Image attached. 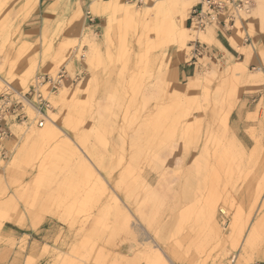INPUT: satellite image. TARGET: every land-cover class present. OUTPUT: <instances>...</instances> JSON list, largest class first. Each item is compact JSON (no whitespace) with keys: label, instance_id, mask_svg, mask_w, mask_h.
<instances>
[{"label":"rangeland","instance_id":"obj_1","mask_svg":"<svg viewBox=\"0 0 264 264\" xmlns=\"http://www.w3.org/2000/svg\"><path fill=\"white\" fill-rule=\"evenodd\" d=\"M121 1L152 8L142 19H122L120 28L116 19L124 15L117 13L106 32L109 17L96 15L88 0L83 11L77 6L40 31H25L19 20L36 0H25L17 17L0 0V93L24 92L37 75L64 69L47 120L75 151L23 147L29 131L46 124H35L30 107L29 123H8L11 154L0 161V264H152V257L162 264H264V225L253 228L264 214V0H248L228 30L193 27L214 32V40L182 47L167 37L163 19L174 11L164 0ZM164 9L170 16L163 14L162 24ZM93 17L101 19L96 31L88 27ZM240 28L243 45L236 49L227 38ZM180 65L195 81L176 78ZM245 75L260 81L246 84ZM186 105L189 113L180 109ZM216 105L225 108L222 114L214 113ZM227 107L226 133L219 115ZM227 135L242 148H228ZM234 218L245 220L233 230ZM248 232H256L255 250L244 241Z\"/></svg>","mask_w":264,"mask_h":264},{"label":"bare ground","instance_id":"obj_2","mask_svg":"<svg viewBox=\"0 0 264 264\" xmlns=\"http://www.w3.org/2000/svg\"><path fill=\"white\" fill-rule=\"evenodd\" d=\"M32 1V0H31ZM196 1L197 0H167V2H165V0H164V4H169L173 9V15H171V17L169 18V16H170V13H165L166 11H165V9H166V6H165V9L163 10L164 12H162L161 11V14H162V17H161V15H160V17H161V21H162V18H164L163 17V14L165 15V18H166V16L169 14V16H168V18L170 19L169 21H165L166 19H163L164 20V22H168L167 23V26L165 27L166 28V32H167V37H169L170 39H171V43L172 44H175V45H178L179 47H182L185 43H186V41L187 40H195V39H200V40H202V41H204V42H207L208 41V39H210V38H213V40H214V32H211V31H207V32H202V31H200V33L199 32H197V30H193V27H191V28H189L188 26H186V19H187V17H188V12H189V9L196 3ZM26 3V2H25ZM160 3V2H159ZM91 6H92V8L95 10V13H96V15H101L102 17H109L108 18V22H107V29L105 28V30H106V32H108L109 31V28H110V24H111V22L113 21V19L115 20L116 19V17H114L115 15H117V13H122L124 16V18H117L116 20H117V22H118V27L120 28V27H122L123 26V20L122 19H125V20H129L130 19V21H131V19H134V20H136V19H138L139 20V18H141L142 19V17L144 16V15H146V13L147 14H149V12L148 11H151L150 10V8H152V7H147V8H134L132 5H127L126 6V4L125 3H123L121 0H91ZM161 4H162V2H161ZM160 4V6H163V4L161 5ZM166 4V5H167ZM154 6H156V5H154ZM160 6H158L157 8H155V9H157L156 10V12L159 10V8H160ZM168 6V5H167ZM164 7V6H163ZM148 8H149V10H148ZM161 10H162V8H161ZM169 12H170V10H169ZM242 13V12H241ZM156 14V13H155ZM158 15H159V12L157 13ZM157 15V16H158ZM152 16V15H151ZM155 16V15H154ZM245 16V15H244ZM150 17V16H149ZM159 17V16H158ZM157 17V18H158ZM157 18H155V19H157ZM262 18V17H261ZM145 18H143V21H145L144 20ZM263 19V18H262ZM158 20H159V18H158ZM168 20V19H167ZM142 21V20H141ZM155 21H157V20H155ZM160 21V22H161ZM154 22V21H153ZM163 21H162V24L164 23ZM239 22H240V20H239ZM239 22H236V24H238ZM155 23V22H154ZM166 24V23H165ZM164 24V25H165ZM235 24V25H236ZM240 25H241V22L239 23ZM105 25V24H104ZM155 26H159V25H155ZM163 26V25H162ZM148 27V26H147ZM156 28V27H155ZM160 28H164V26L163 27H160ZM239 28V27H238ZM243 28V27H242ZM242 28H240V29H238L239 31H235L234 30V32H232L230 35H229V37L227 38L228 39V42H229V44H230V46H232V47H234V48H236V49H241V46L243 45H241V41H240V32H242V31H240ZM259 29H260V31H262V32H264V20H262L261 22H260V24H259ZM165 30V29H164ZM227 37V36H226ZM208 43V42H207ZM214 43H217L218 45H220L223 49H225L226 50V48H225V46L219 41V40H217L216 39V41L214 42ZM244 50V49H243ZM240 63V62H239ZM232 65H234V64H232ZM236 66V65H235ZM238 68V67H237ZM228 69V68H227ZM230 69V68H229ZM234 70V69H233ZM233 70H231V71H233ZM244 70V69H243ZM227 71V70H226ZM230 71V72H231ZM237 71V70H236ZM232 73V75H234L235 73H234V71L233 72H231ZM251 73V72H250ZM249 73V74H250ZM239 74V73H238ZM238 74H235V76L236 75H238ZM229 75V74H228ZM235 78V77H234ZM244 82L246 83V84H249V85H253V83L256 81V80H254L251 76L249 77V75H245L244 76ZM190 80H191V82L192 81H195L194 80V77H190ZM238 80V79H237ZM236 80V81H237ZM228 81V80H227ZM235 81V80H234ZM234 81H232L233 82V84H234ZM257 81H260L259 79L257 80ZM256 81V82H257ZM229 82V81H228ZM238 82V81H237ZM235 86H237V84L235 85ZM229 87V86H228ZM233 91V90H232ZM231 92V91H230ZM60 94H61V98L60 99H62V97H63V95H65V89H63L62 91H60ZM59 94V95H60ZM232 94V93H231ZM234 96V95H233ZM237 96V95H236ZM60 97V96H59ZM216 97V96H215ZM232 97V96H231ZM218 98V97H217ZM233 98V97H232ZM171 98H169V101L171 102V103H182V101H179V98H178V100H177V98L176 99H171ZM214 100V99H213ZM227 104V103H226ZM31 108V107H30ZM189 108H190V105L189 106H187L186 105V107H181L180 109H183L184 111H187L188 113L191 111V109L189 110ZM216 108H217V105H216V107H215V109H214V113L216 114V112H218L217 110H216ZM220 108V107H219ZM32 109V108H31ZM205 109V108H204ZM218 109V108H217ZM225 109V108H224ZM224 109H218L219 110V112H218V114H222V112H221V110H224ZM228 109V110H227ZM230 109L231 108H229V107H227L226 108V110L227 111H225L224 113H223V118H221V115H219L218 117H219V120L221 119V122L222 121H224L223 122V124H225L226 125V123H227V120H228V118H229V114H230ZM33 110V109H32ZM199 110V109H198ZM216 110V111H215ZM232 110V109H231ZM49 111V110H48ZM48 111H47V113H48ZM33 112H34V110H33ZM221 112V113H220ZM36 113L34 112V115H35ZM47 118H48V114H47V116L45 117V120H44V122H43V124H42V126L45 124V126H38L37 124H36V122H35V124L38 126V127H42V128H40V129H38V130H34L35 128H32V130H30L29 131V133L27 134V137H26V139H25V141H24V143H23V147L25 146V145H27V144H39L41 147H42V152L41 153H43L44 151H46L49 147L51 148V146L54 148V150H56V149H59V150H62V151H71V146H70V144H68L66 141H64V142H61L60 141V139H59V133L57 132V128H55L56 127V125H55V123H54V121L52 120V119H48L47 120ZM47 120V121H46ZM46 121V122H45ZM185 123V122H184ZM188 123V122H187ZM197 123V122H196ZM171 124H173V123H171ZM176 124V123H175ZM174 124V125H175ZM192 124V123H191ZM166 125H167V123H166ZM174 125H172V126H174ZM197 125V124H196ZM221 125V124H220ZM169 126V125H168ZM183 126V125H182ZM223 126V125H222ZM155 127H157V126H155ZM194 127H196V126H194ZM225 127H227V125L226 126H224L223 128L225 129ZM163 128V127H162ZM173 128V127H172ZM175 128V127H174ZM186 129V130H185ZM188 128L185 126V128H184V130L185 131H188L189 132V130H187ZM190 129V128H189ZM193 129V128H192ZM161 130V129H160ZM183 130V129H182ZM226 130V129H225ZM162 132V131H161ZM192 132V131H191ZM197 132H198V130H197ZM210 132V131H209ZM226 133H227V130H226ZM162 134H163V132H162ZM170 134V133H169ZM174 134H176V133H174ZM199 134V133H198ZM217 135V134H216ZM224 135V134H223ZM159 136V135H158ZM158 136H156V137H158ZM170 136V135H169ZM192 136H193V134H192ZM227 136H228V138H227ZM226 136V138H225V141L227 140V145H228V148H231V149H233V148H235L236 149V147H240V148H242V143L239 141V140H237V139H235L234 137L233 138H230L229 137V135H227ZM233 136V135H232ZM155 137V138H156ZM160 137V139H161V136H159ZM166 137H168V135L166 136H163L162 138H166ZM173 137H175V136H173ZM154 138V137H153ZM169 138V137H168ZM176 138V137H175ZM189 138V137H188ZM187 138V139H188ZM173 139V138H172ZM195 139V138H194ZM149 140H152L151 138H149ZM156 140H157V138H156ZM196 140V139H195ZM152 141H154V140H152ZM159 141H161V140H159ZM163 141V140H162ZM187 142V141H186ZM190 142V141H189ZM191 143V142H190ZM149 144V143H148ZM152 144V143H151ZM150 144V145H151ZM153 144H154V142H153ZM156 144V143H155ZM158 144V143H157ZM195 144V143H194ZM223 144V143H222ZM152 146V145H151ZM150 147V146H149ZM195 147V146H194ZM56 148V149H55ZM220 149V148H219ZM255 149V148H254ZM257 149V148H256ZM194 150H196V149H194ZM56 151H58V150H56ZM65 151H64V153H65ZM240 151V150H239ZM252 151V150H251ZM250 151V152H251ZM55 152V151H54ZM71 152H75L74 150H72ZM243 152H245V151H243ZM243 152H242V154H243ZM252 152H254V151H252ZM251 152V153H252ZM225 153V152H224ZM223 153V154H224ZM227 153V152H226ZM234 153V152H233ZM235 154V153H234ZM255 154V153H254ZM74 155H76V154H74ZM222 155V154H221ZM255 155H257V153L255 154ZM222 156H224V155H222ZM228 156V155H227ZM76 157V156H75ZM74 157V158H75ZM189 157V156H188ZM197 157V156H196ZM242 157H243V155H242ZM204 158V157H203ZM16 158H14V160H15ZM218 159V158H217ZM80 160V159H79ZM197 160H198V158H197ZM223 160V159H222ZM226 160H228V159H226ZM200 161V160H199ZM218 161V160H217ZM194 162V161H193ZM223 162V161H222ZM222 162H221V164H222ZM202 163V162H201ZM176 164V163H175ZM179 165L180 164H177V168L179 167ZM193 165V164H192ZM89 166V165H88ZM189 166V165H188ZM187 166V167H188ZM255 166V165H254ZM191 167V166H190ZM193 167H194V165H193ZM181 169H182V167H180ZM180 169L178 168V171H179ZM183 170V169H182ZM192 170H193V168L191 167V171H190V173L192 172ZM89 171V170H88ZM177 171V170H176ZM187 171H188V169H187ZM256 171V170H255ZM189 172V171H188ZM181 173V172H180ZM184 174H186L185 172H184ZM183 174V175H184ZM262 175V174H261ZM260 175V176H261ZM186 176V175H185ZM262 180V179H261ZM260 182V181H259ZM147 184V183H146ZM146 186V185H145ZM101 189L102 190H105V187H103V186H101ZM263 193V192H262ZM227 196H229V195H227ZM226 196V197H227ZM255 197V196H254ZM222 198V197H221ZM224 198V197H223ZM227 199V198H226ZM226 201V200H225ZM230 201V200H229ZM226 202H228V201H226ZM249 202V201H248ZM253 202V201H252ZM214 203V202H213ZM222 204H223V202H222ZM207 205V204H206ZM216 205V204H215ZM214 205V206H215ZM250 205H251V203H250ZM261 205V204H260ZM211 206V205H210ZM67 207V206H66ZM207 207V206H206ZM205 207V208H206ZM236 207V206H235ZM209 208V207H208ZM207 208V209H208ZM249 208V207H248ZM214 209L215 208H211V211L209 212V217H210V219L212 220V221H214L213 220V216L215 215L214 214ZM225 209V208H224ZM204 210V209H203ZM209 210H210V208H209ZM238 211H239V213H240V210L239 209H237ZM237 210H235V211H237ZM207 211V210H206ZM224 211L225 210H223V209H221V213L223 212L224 213ZM50 212H52V211H50ZM55 212V211H54ZM202 212H204V211H202ZM242 212V211H241ZM253 213V212H252ZM237 214V213H236ZM235 214V215H236ZM241 214V213H240ZM55 215V214H54ZM233 216H234V214H233ZM241 216H242V214H241ZM244 216V215H243ZM248 216V215H247ZM246 216V217H247ZM60 217V216H59ZM234 217H236V216H234ZM237 217H238V214H237ZM246 217H244L245 219H246ZM239 218V217H238ZM238 218L237 219H235L234 218V221H232L233 222V225H232V229L234 230V228H235V226H236V222H237V220H238ZM244 218H240V220H242L243 221V219ZM244 219V220H245ZM250 219V218H249ZM240 220H238V222L240 221ZM241 221V222H242ZM246 223V222H245ZM255 223V225H254V230H256L255 228H258L259 227V225H261V226H263L264 225V214L262 215V217L257 221V222H254ZM238 225H241L240 223H238ZM231 226V225H230ZM246 226V225H245ZM214 227V226H213ZM242 227V226H241ZM249 229H250V227H249ZM253 230V231H254ZM245 231V230H244ZM228 232H230V231H228ZM236 232H239L238 230L236 231ZM235 232V234H237ZM245 233V232H244ZM249 233V232H248ZM255 233L256 232H252L251 234H250V236L248 235V237H247V235L246 236H243L244 237V241L246 242V244L248 243L249 244V246L251 247V244H252V242H253V240L256 238H254V236H255ZM234 234V233H233ZM243 234V233H242ZM228 235V234H227ZM226 235V236H227ZM241 234H239V236H240ZM229 236H230V234H229ZM233 236H235V235H233ZM237 236V235H236ZM258 236V235H257ZM227 238V237H226ZM234 239H236L235 237H233ZM259 238V237H258ZM258 238H257V240H258ZM222 239H224V238H222ZM231 239V238H230ZM233 239V240H234ZM257 240H256V243H257V245H258V243L259 242H257ZM225 241V240H224ZM228 241V240H227ZM227 241H226V243H227ZM230 241H232V240H230ZM238 241V240H237ZM259 241H260V239H259ZM223 242V241H222ZM224 243V242H223ZM239 243V241L237 242V244ZM234 244V243H233ZM240 244V243H239ZM247 244V245H248ZM241 245H242V243H241ZM241 245H237V246H241ZM234 247V246H233ZM254 247L255 246H253V247H251V248H253V249H251V250H255L254 249ZM238 248H240V247H238ZM246 248V247H245ZM257 248V247H256ZM233 249V248H232ZM241 249V248H240ZM248 249V248H247ZM263 249V248H262ZM245 251V250H244ZM243 253V252H242ZM241 253V254H242ZM251 253V252H250ZM246 254V253H245ZM248 255H250L249 253H248ZM233 260V259H232ZM150 261H151V263L152 264H162L161 263V261H157V258H155L154 257V259H153V257H152V259H150Z\"/></svg>","mask_w":264,"mask_h":264},{"label":"built area","instance_id":"obj_3","mask_svg":"<svg viewBox=\"0 0 264 264\" xmlns=\"http://www.w3.org/2000/svg\"><path fill=\"white\" fill-rule=\"evenodd\" d=\"M249 4L248 0H198L191 7L188 20L190 26L196 29H204L206 26L215 24L228 30L236 14ZM65 77L64 69L55 76L37 75L34 83L24 92H14L7 87L0 93V161H5L11 154L6 147V142L12 135L8 123H29L30 118L25 108L31 107L36 113L32 120L38 126H42L47 111L51 108L49 97L58 90Z\"/></svg>","mask_w":264,"mask_h":264},{"label":"crops","instance_id":"obj_4","mask_svg":"<svg viewBox=\"0 0 264 264\" xmlns=\"http://www.w3.org/2000/svg\"><path fill=\"white\" fill-rule=\"evenodd\" d=\"M24 3L25 0L21 2H19V0H8L7 4L11 10L10 15H14L15 17L19 16ZM85 4H88V0H36L33 11L25 20L20 19L19 21L21 22L22 29L25 31H40L44 26H47L48 23L51 22L52 25V23L58 21L59 17L63 15L70 16L73 11H76L77 6L83 11ZM99 22H101V19L93 17L92 23L89 24L88 27L96 31L100 25L98 24ZM189 71V67L187 68L184 65H180L176 67L174 74L178 80H182L186 77L190 79Z\"/></svg>","mask_w":264,"mask_h":264}]
</instances>
